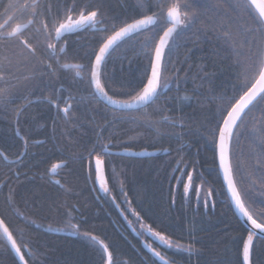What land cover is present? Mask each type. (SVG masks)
I'll use <instances>...</instances> for the list:
<instances>
[{"label":"trees","instance_id":"trees-1","mask_svg":"<svg viewBox=\"0 0 264 264\" xmlns=\"http://www.w3.org/2000/svg\"><path fill=\"white\" fill-rule=\"evenodd\" d=\"M77 1L80 0H76V2ZM98 1L102 2L105 0ZM47 2H49V0H41L33 7L34 13L38 14L37 16L41 17ZM150 2H152V0H150ZM187 2L191 4L189 11L204 12V6L207 4L209 9L215 8V12L219 13V15H215L213 12L209 11L208 14L203 17L202 21L197 23L196 27L182 29L175 40H173L172 47L175 49V52L172 54L171 60L188 57V69L192 65H196V83L205 82L208 84V80H202L201 78L204 77L205 73L209 75L211 83H209L208 92L204 97L207 100L206 102L212 99L211 93H214L217 98L223 96L225 92L231 95L233 94V77L243 70L242 67L236 68L234 66L235 61L243 58L235 54H233L232 59H222L225 55L224 53H220L219 56L213 55V52L219 47L215 37L220 36L221 40L224 38L223 34L220 33L218 29L221 24L227 23L224 19V7H226L227 4L225 0H187ZM227 2H231V0H227ZM72 3L73 1L68 6H71ZM117 3L118 7L122 5L120 1ZM221 5H224V7H221ZM14 7V9L18 10L20 5L16 3ZM92 7L94 8L95 6ZM1 8L10 9L12 7L8 4H4ZM103 8L105 12L109 11V8ZM103 10L101 9L102 12ZM229 15L235 18V13L229 11ZM3 17H5V15L0 16V18ZM40 17H38V19ZM54 18H56V16ZM244 19L246 20L247 18L244 17ZM37 20H34V25L25 32V36L29 37L33 44H39L38 55H40L43 54L45 45L43 43V36L40 32L36 31L35 25H39V21L37 22ZM49 24H51V20ZM162 27V24L155 27L154 31L147 33V35L153 36L154 40L158 41L159 35H162ZM198 29L200 30L199 32L197 31ZM86 33H88L87 30L78 32L76 35L68 34L60 41L61 45L64 44L65 39L67 41L66 55L62 56L60 60L61 64L62 62L73 63L90 67L89 56L93 49L98 48V41L105 33H96L98 40L88 44L87 51L89 55L86 59H83L82 57L72 55L70 47L76 46L75 44L78 38H80V35ZM241 39L242 38L237 39L234 45L235 51L247 54L248 48L247 46L241 45ZM144 40L145 36L136 35L134 38L129 39L128 42L122 43L112 51L111 55L107 58L101 78L102 83L106 86V90L110 95H113L114 98L121 99V97L115 96L112 92L108 78L112 79L119 74L132 77L131 74H129L130 71L133 70L134 66H138V73H141L143 77L141 80L134 78V80L138 82V85L132 89L139 90V87L142 86L141 82L143 81L145 83L146 76L144 74L148 73L150 69V57L154 52V43L152 44V48L148 49L143 46ZM121 48H124V50L120 51ZM126 51H135L138 54V59L125 58L124 54ZM23 59L24 58L19 55L18 49L12 47L5 48L3 42L0 41V69H7L12 74L6 77L8 86L9 84L14 85L13 78L18 75L15 87L9 88V93L11 96L15 97L14 102L7 106L6 111L0 109V149L10 156H13V152L25 144L24 140L21 139V137H24L29 147L36 149L39 153L36 154L32 150L27 156L29 152H26L27 154L22 160L14 163H5L2 157H0V185H2L0 186V211L5 207L4 201L16 190V194H14L17 201H22V203H20V210L24 218L16 219L15 223L24 228L26 227L24 219H35L36 223L28 225V230L31 232L34 240L37 239L38 236L42 237L40 238L41 247L38 249L39 256L35 264H41L44 261H53L56 264H61L62 262L63 264L74 262L79 264L94 263L90 260V256H85V254L87 253L86 248L88 245L95 250L96 247L88 239L66 227L63 222L64 218L61 214L64 213L63 211H71L72 206L78 209V211L72 212L73 222L78 223L77 217H83L85 215L88 222L86 225L78 223L80 225V230L96 234L111 245L110 250L114 252L115 264H139L140 262L137 260L135 261L133 257L130 256L137 252L143 254L144 262L142 261V264H154V262L155 264H160V261L153 257L148 251L146 246L148 244H152L153 247L159 250L165 259L169 261V264H218L216 259L218 257V251L221 250L225 244L228 247V251L224 253L223 262H226V264L235 263L237 260V250L240 248L237 240L241 235L240 229H243L245 226L243 222L235 216L236 213L234 209L229 205V201L226 199V192L222 185L223 183L217 167V160H214V154L209 153V150L214 152L213 145L210 142L211 137L208 135L207 131L211 129L212 125L209 124L210 127L207 130L201 129L200 132L197 133L198 137L196 139L188 141L184 132L177 131L174 133V131L168 130L172 126L163 119L164 116H168L170 120H175L176 123L179 122L181 125L188 126V128L190 127L196 130L200 127V119L196 113L197 109L195 106H190V103L194 101L192 99L186 101L187 99H184L186 96L181 95L183 91L188 94V97H193L187 79L183 77L177 79L171 78L167 71H165V79L171 80L172 83L170 89H161L160 99H166V95L170 93V95L180 94L179 97L185 101H179V103L173 104L169 103L167 107L163 104H156L157 112L153 115L145 114L142 110L138 112L141 116V120L129 118L130 123L120 125L132 127L139 123L140 126L136 127V130H138V133L141 132L142 135L138 137H144L146 143L144 146H137L136 149H147L148 147L157 145L159 155L146 159L144 158L137 163L132 178H128L120 172L118 174H113L106 166L108 178L112 179L111 176L113 174L117 181L112 179V182L115 183V187L112 188L113 190L107 195L100 192L99 188L92 183L93 189H95L94 191L100 196L98 203H95L88 195H85L84 201H80V197L77 193L84 188V184L87 182L85 179V170L87 166L82 165V156H87L88 150L84 149L87 155L83 154L76 146L74 149L70 150L68 147L69 144L66 147V152L61 150L75 134L72 131L73 126L84 118L88 119L90 123V117H92V114L96 113V111H100L104 116L110 119L118 118V116L124 117L127 113L111 109L101 102L98 104L95 102L89 103L91 100L89 95L91 89L88 83L90 80V71L79 72V69L75 67L59 69L52 77L51 81L60 76L61 82L59 88L64 96L67 97L71 94L76 96L78 100L83 97L84 99L80 102L83 106L78 112H75V110L72 112L73 120L67 121L64 119L55 137H42L39 139L37 128L39 127V130H41L45 125L40 119L41 117L39 116L38 110L40 109V103L39 100H37L40 96V92L37 89L39 81L23 79L25 75H31L33 64L35 63V61H28L21 67L20 65ZM167 60L168 58L166 57V62ZM210 61H212V66H214V68L207 67L208 65L206 64ZM245 62L250 63L249 60H245ZM52 63L54 67H57L55 61ZM201 69H203V71H201ZM78 72L79 75L77 74ZM46 78L48 79V77H44V79ZM215 80H218L220 83H213ZM177 81H179L178 84ZM1 83H5V81H0V84ZM175 86L178 89H175ZM225 88H229V90L227 91ZM34 90L36 91V95L30 97L33 103L28 106L26 111L19 117V123L26 120L36 125L27 132L23 130V126L14 122L16 121L15 110L28 104L27 99H21L20 97L26 96ZM44 96H48L47 93ZM217 102L218 100L213 99L211 103L208 102L206 109L203 108L201 110L203 112H215ZM80 103L78 105H80ZM182 104H188V112L183 111ZM176 105L180 106L178 111L175 109ZM83 107H89V109L86 110ZM170 110L175 116L172 117V114L169 112ZM34 111L36 113H34ZM190 118L191 121L185 123V121H189ZM260 120L261 112L259 108L254 109L245 117L247 131L244 133L239 144L233 148V163L239 166V176L237 178L238 180L241 177L243 178V184H241L240 187L252 189L250 200L257 209L264 207V185L261 184L254 173L256 154L252 149L255 145L254 135L257 134L258 129L261 127ZM49 125L53 126L54 124ZM16 128H19L21 137L15 135ZM175 128H177V126H175ZM253 129L257 131H253ZM104 132L108 133L110 131L106 130ZM165 132H168L170 135H166ZM175 134H180L182 139L177 140ZM109 138L110 136L108 135L106 143L109 142ZM169 138L175 139L177 142L171 144L168 140ZM37 140H42L44 143L42 145L36 144L35 141ZM181 145H183L182 150ZM72 150H75L79 155L73 156ZM204 150H207V153H204ZM73 157L77 159L75 165H71ZM65 158L68 159V164L66 167L57 170V174L51 175L50 173H46L45 175L42 173V168L46 160L53 164L55 162L64 161ZM113 160L117 162L114 157ZM177 161L181 162L179 164L180 168H184L185 165H187V171L193 172V179L196 185L203 186L205 192L209 190V187L214 190V209L209 207V209L205 211L202 203L197 205L194 191L192 193L191 207H189L186 200L182 199L183 186L180 185L177 187V181L173 178L174 176L181 175L180 172L173 171L177 167ZM193 164H195V169H193ZM143 170H150L154 173L153 175L151 174L150 178L145 182V185H143V188L138 193L139 199L133 200L131 194V198L128 200L131 201L132 206L141 214L145 226H151L158 231L162 230L164 234L169 236L172 242L171 248L161 245L155 238L150 236L147 231H144L142 236L138 235L140 224L135 223L134 226L136 231H133V228L128 225V222L123 218L120 211H118L119 208L122 209L129 219L135 221V217H133L130 212L126 211L127 204L121 203L123 200L117 197V193L121 188L124 190L129 189V184L133 182L138 186ZM253 179L256 180L255 184L252 183ZM55 180H60L61 183L65 185V188H70V191L58 189V186L53 183ZM184 180L185 182L187 181L186 175L184 176ZM66 185H68V187H66ZM174 194L175 203L173 204ZM113 197H115L116 200L115 204L113 203ZM67 198L69 200H74L75 203H68L66 201ZM23 201L27 203L25 204ZM53 201H55V203H53ZM42 202L53 210L51 212L42 211L39 212L37 216H30L29 213L35 212ZM63 204H67L68 208L59 207L57 211V207ZM117 204L120 205L119 208L116 206ZM25 207L28 209L27 212L24 211ZM105 216L114 219L113 230L108 220L104 219ZM155 219H157V221H153ZM199 220L206 222V226H209L212 221H226L223 225L225 232L217 233L215 229L208 230V227H200L197 229L195 223ZM49 225H51L52 231L48 230ZM60 228L64 230H58ZM110 234H112L113 237H110ZM189 244L193 246V251L191 253L186 250H181L180 246L187 249ZM127 246H130V249H128ZM99 253L98 251V254ZM178 258L181 260L178 261ZM252 260L253 264H264V241H256ZM0 264H11L8 254L0 256Z\"/></svg>","mask_w":264,"mask_h":264},{"label":"snow or ice","instance_id":"snow-or-ice-1","mask_svg":"<svg viewBox=\"0 0 264 264\" xmlns=\"http://www.w3.org/2000/svg\"><path fill=\"white\" fill-rule=\"evenodd\" d=\"M225 3L227 6L221 5V7H224V19L227 23L221 24L218 29L224 38L221 40L220 36L215 37L219 47L213 52V55L219 56L220 53H224L225 55L222 59H232L233 54H235L243 59H237L234 66L236 68L242 67L243 70L233 77V94L230 95L225 92L223 96L217 98L214 93H211L212 99L208 102L211 103L213 99L218 100L215 112L202 111L201 115L204 122L200 124L196 131L199 133L201 129H204L205 124L212 125L210 130H206L211 137L210 142L213 145L214 160L218 161L219 174L222 175L223 187L227 194L226 199L229 201V205L235 209V212L245 219V227L240 229L241 235L237 240L240 245L237 250V264H253L252 256L256 241H264V207L257 209L253 205L250 200L251 188L240 187L243 184V178L241 177L239 180L237 178L239 176V166L233 163V148L239 144L247 131L245 117L254 109L259 108L261 112V127L258 131L253 129V131H257V135L252 150L256 154L254 173L261 184L264 185V0H231V2L225 0ZM78 7L79 10L77 11ZM190 8L191 4L187 0H152V2L150 0H136V4L133 6L135 13L133 16L109 25L100 6L93 8L91 4L78 5L76 0H73L71 6L65 5L63 13L58 10L56 18L51 20V24H49L48 17L41 20V28L37 29V31L44 38L45 47L43 54L38 55L39 44H33L31 39L24 35L20 24L12 27L11 31H8L6 35L0 34V41L3 42L5 48L12 47L19 50V55L24 58L21 61V67L24 66L25 62L35 61L31 75H25L23 79L38 80L37 89L41 93L40 98L56 109L57 116L63 113V118L67 121L73 120L72 112L76 110L77 105L84 98L81 97L78 100L76 96L71 94L65 97L59 88L52 89L50 95L44 96L43 92L45 89L40 88L41 84H45L44 77H48V83H50L52 77L59 69L75 67L79 69V72L90 71L88 83L91 89L89 93L91 100L89 103L95 102L98 104L103 101L106 106H113L114 110L143 109L157 104L161 97V89H170L172 81L165 79L164 72L167 71L168 64L172 62L171 57L175 49L172 47L171 41L179 34V30L196 27L197 23L201 22L209 11L219 15V13L215 12V8L209 9L207 4L204 6V12L189 11ZM229 11L235 13V18L229 15ZM49 12H51L50 8ZM244 17L247 19L245 20ZM11 19L12 17H9L3 24H0V29H4ZM28 23H33V20L30 19ZM161 24L163 25L161 29L162 35H159L158 41H155L154 37L147 35V33L153 32L155 27ZM88 29L105 33L98 41V48L93 49L89 56L90 67L82 64H61L62 56L66 55L67 41L65 39L63 46H61L60 41L68 34ZM197 31L199 32L200 30L198 29ZM136 35L145 36L143 42L145 48L151 49L154 43V53L150 57V72L144 74L146 83L142 81V86L139 87V90L132 89L127 94V99H114L113 95H110L106 90V86L101 83L103 68L111 52ZM238 38H242L240 40L242 46H247V54L235 51L234 45ZM166 57L168 58L167 62ZM245 60H249L250 63H246ZM53 61L56 62L57 67H54ZM79 72L77 73L78 75ZM11 75L7 69H0V81L8 83L6 77ZM201 79L208 80L211 83L207 73ZM178 83L179 81H177ZM10 87H15V85L9 84L6 88H0V109L4 111L15 99L9 93ZM34 95H36L35 90L26 96L20 97L21 99H27L28 104L15 110L17 116L15 123H19L20 115L33 103L30 97ZM184 99L191 100L192 98L185 97ZM61 104H63V107ZM200 108H204V102H200ZM101 119L104 120V124L95 133L96 139L91 142V147L88 149L89 178L92 179L94 186L98 185L99 190L107 195L110 194L111 189L106 179L105 157L106 155H111V138H109V142H103L105 139L103 132L108 130V127L116 121L115 118L109 121L106 116H102ZM163 119L175 128V120H170L168 116H164ZM190 121L191 118L185 123ZM19 134L20 130L18 128L17 135ZM175 138L180 140L182 136L175 134ZM21 139L24 140L25 146H27V140L24 137H21ZM35 143L42 145L44 141L37 140ZM182 148L183 145H181V150ZM128 154L143 156L147 153L129 152ZM72 155L78 156L79 154L73 151ZM0 157L5 161L8 160V156L2 151H0ZM18 161L19 156L17 157ZM93 161L95 166L94 174L91 166ZM180 163V161H177V167L173 171L180 172L181 175L173 178L177 181V187L183 186V196L189 207L192 206V193L194 191L197 205L202 203L205 211L209 207L214 209V190L209 187V190L205 192L203 186L196 185L193 179V172L187 171V165L184 168H180ZM67 164L68 159L65 158L63 164H53L49 171L55 175L57 174V169L66 167ZM193 169H195V164H193ZM185 175L187 176L186 182L184 180ZM53 183L58 186V189L70 191V188H65V185L60 180H55ZM252 183L255 184L256 180L253 179ZM123 197L127 204L126 211L135 217V221L129 219L124 212H121V215L128 222V225L133 228V231H136L134 224L139 223L140 231L137 233L138 235L142 236L143 232L147 231L161 245L171 248L172 242L169 236L164 234L162 230L158 231L151 226H145L141 214L132 206L131 201L127 200L126 192L123 193ZM20 203L22 201H17L13 193L4 201L5 207L0 211V256L8 254L11 264H35L41 244L38 240L33 239L27 226L35 224L36 220L24 219L26 225L24 228L15 223L16 219L24 218L20 210ZM23 203L26 204L27 202L23 201ZM113 203H116L115 197H113ZM174 203L175 194L173 195ZM116 206L120 207L119 204ZM59 207L68 208L67 204L59 205L56 209L57 211ZM52 210L51 207L42 202L37 207V210L30 212L29 215L37 216L39 212H51ZM24 211L27 212L28 209L25 207ZM74 211H78V209L72 206L71 211L61 214L66 227L82 235L96 247V250L101 253V264H115L114 252L110 250L111 245L96 234H92L89 231H81L80 225L73 222L72 212ZM48 230L52 231L51 225H49ZM58 230L63 231L64 229L60 228ZM146 246L151 255L160 261V264H169V261L152 244ZM180 247L181 250H186L190 253L193 251L191 244H189L187 249H184L183 246Z\"/></svg>","mask_w":264,"mask_h":264},{"label":"bare ground","instance_id":"bare-ground-1","mask_svg":"<svg viewBox=\"0 0 264 264\" xmlns=\"http://www.w3.org/2000/svg\"><path fill=\"white\" fill-rule=\"evenodd\" d=\"M73 0H49V2H47L44 12L41 14L40 16H37L38 14H35L32 16L33 19H35V21L38 19V17H40L37 22L39 25H35L36 27V31L37 29L41 28V20L45 19V17H48V20L50 22V20L55 19L54 17L56 16L55 14H57L58 10L63 13V10L65 8V5H70V3ZM81 1V2H80ZM77 1L78 5H85V4H91L92 6H100L101 9L103 10V7H107L109 8V11H104L103 13L105 14V18L107 19L108 24L110 25L111 23H118L121 20H124L130 16L134 15V11H133V6L136 4V0H105V1H98V0H80ZM120 1V4H122L120 7L117 6V2ZM131 2V3H130ZM28 6L30 7H34V2L30 1L27 3ZM49 8L51 9V12H49ZM79 10V7L77 8V11ZM10 17V14H5V17H3V19H1L0 24H3L6 20H8V18ZM118 18V19H117ZM17 23L13 24L12 20L8 21L7 26L4 29H0V34L6 35V33L8 31H11L12 27H14ZM183 29V28H182ZM182 29L179 30V33L182 31ZM88 33L86 34H81L80 38H78L77 42H76V46L70 47L71 48V54L74 56H79L82 57L83 59H86L87 56L89 55L88 51H87V47L88 44H90L91 42H95L96 40H98L97 34L98 32H94L92 29H88L87 30ZM85 35V36H84ZM82 37V38H81ZM176 36L173 38V40H175ZM171 41V45L173 44L174 41ZM187 47H188V40H187ZM124 48H121L120 51H123ZM67 51V49H66ZM154 53V52H153ZM125 58H134V59H138V54L135 51H126L124 54ZM70 60V59H69ZM172 62L168 65V69H167V73L168 75H170L171 78H179V77H183L185 79L188 80L189 82V88L193 94L192 100L194 102L190 103V106H195L197 109V116L200 119V124L203 123V116L201 115L202 110L199 106L200 102H204V108H207V104L208 102H206L207 100L204 98L205 95L208 92V86L209 83L206 84L205 82L196 83V65H192L189 69H188V57H183L181 59H175V60H171ZM63 64V62H62ZM69 64H73V63H69ZM206 65H208L207 67L209 68H214V66H212V61L208 62ZM0 68H1V64H0ZM151 68V65H150ZM179 70V71H177ZM139 72V67L138 66H134L133 70L130 71L129 74H131L132 77H129L125 74H119L114 78H108L109 81V86L112 89V92L114 93L115 96L117 97H121V99H127L126 97L127 94L129 92H131V89L133 87H136L138 85V82L134 80L135 79H140L143 77V75ZM150 72V69H149ZM18 75H16L13 78V84L16 85L17 84V80ZM133 78V79H132ZM45 80V84H41L40 88H44L45 91L43 92V95H45L47 93V95L51 94L52 89L54 88H59L60 87V82H61V78L60 76L53 79L50 83H48V79H44ZM220 83L218 80L213 81V83ZM101 83H102V78H101ZM146 83V81H145ZM103 84V83H102ZM188 85V84H187ZM1 88H6L8 87V83H1L0 84ZM175 89H178L176 86L174 87ZM60 89V88H59ZM227 91L229 90V88H225ZM180 95V94H179ZM178 94H172L170 95L167 94L166 95V99H159L157 101V104H163L166 107L170 104L173 103H179V101H185L184 99H181L179 97ZM182 96H186L188 97V94L185 92H181ZM41 96V93H40ZM37 99L39 100L40 103V109L39 110V116L41 117L40 119L45 123V127L43 126L41 130H39V127L37 128V135L38 138H51V137H55L56 134L59 132V127L61 126V123L64 121L63 118V113H60L62 115L59 114V116H57L56 113V109L52 108L46 101L42 100L41 98ZM114 98V97H113ZM117 99V98H114ZM36 100V99H35ZM188 101V100H186ZM167 102V103H166ZM102 104L105 105V103L103 101H101ZM61 106L63 107V104H61ZM83 105H78L76 107L75 112H78L81 107ZM106 106V105H105ZM183 106V111H187L188 112V104H182ZM179 105L175 106V109L178 111L179 110ZM86 110L89 109V107H83ZM195 109V108H194ZM145 114H154L157 112V108L156 105H152L150 107L147 108H143V109H128V110H118L120 112H124L127 113L126 116H118V118H115V123L113 125H110L108 127V130L110 132L106 133L103 132V136H104V141L106 143L107 141V137L108 135L111 138V147H110V152L111 155H106L105 159L106 160V166L109 168V170L113 173V174H118L119 172L122 173V175L126 176V177H130L132 178V176L134 175V172L136 170L135 167H137V163H139L140 161H142V159H146L149 157H155L157 155H159V149L158 146H154V147H148L147 149H141V150H137V146L140 145H145L146 140L141 137H138L139 135H142L141 132L138 133V130H136L138 126H140V124L138 123L137 125H134L132 127H126L124 125L120 126L121 124H127L130 123L129 122V118H132L134 120L140 119L141 120V116L138 113L139 111H142ZM87 112V111H85ZM172 114V117L175 116L172 111H169ZM34 113H36L34 111ZM104 116L100 111H96V113L92 114L90 123L89 120L84 118L82 119L78 124L73 126V133H75L69 140V142H67V144L65 145V147H63V150L66 152V147L68 145V147L71 149H74V147L76 146L77 149H79L83 154H86V150H88L91 147V142L95 141L96 136L95 133L97 131H99L100 126L104 124V120L101 119V117ZM107 119L109 121H112L113 119H110L107 117ZM122 119V120H120ZM178 119V118H177ZM202 119V120H201ZM15 120H17V116L15 117ZM21 126H23V130L27 131L31 130L34 126L32 122L23 120L19 123ZM49 124L53 125L50 126ZM120 126V128H119ZM177 128H169L168 130L170 131H174L177 132H184L186 139L191 140V139H196L198 137L197 131L195 129L192 128H188V126L185 125H181L179 122L176 123ZM64 127V126H63ZM210 127L209 124H205L204 129L202 130H206ZM47 128V131H46ZM17 129H15L16 131V136L17 137H21V134L17 135ZM113 129H115V131H113ZM188 129V130H187ZM39 130V131H38ZM43 134V135H42ZM166 135H170L168 132H165ZM257 135V134H256ZM256 135H254V141H255V137ZM169 142L171 144H175L177 141L175 139L169 138L168 139ZM34 148V147H33ZM62 149V148H61ZM34 151L36 154L39 153L37 152L36 149H32V147H29V145L27 144V146H25V144L19 148L18 150H16L15 152H13V156H10L8 153L2 151L0 149V151L4 152L7 156H8V160L5 161L3 158V161L5 163H14L17 161V157L19 156V161L22 160L24 158V156L27 154L26 152H29L27 154V156L31 153V151ZM75 152V150H72ZM129 152H135V153H140V152H145L147 154L140 156V155H129ZM204 153H207V150H204ZM210 154H214V152L209 150ZM153 154V155H152ZM113 157L116 158L117 162H115L113 160ZM83 160H82V165L87 166L86 167V174H85V179H86V183L84 184V188L77 192L78 196L80 197V201H84L85 197L88 195L89 198L91 200H93L95 203H98V199H100V196L98 195V193L96 191H94L95 189H93V185H92V179L89 178V158L88 155L87 156H82ZM65 160V159H64ZM76 157H73L71 161H73L71 163V165H75L76 164ZM64 161H60V162H55L53 164H63ZM51 164V162H49L48 160H46L45 164L43 165L42 168V173H44L46 175V173H50L51 175H53L49 170L51 169V166L53 165ZM92 169H93V174H94V161L92 162ZM61 169V168H59ZM57 169V170H59ZM153 171L150 170H143L142 174H141V178L139 180V185H135L136 183H131L129 184V189H119L118 193H117V197H119V199L123 200L121 203H125V199L123 197V193L126 192L127 193V200L131 198V194H132V199L133 200H138V193L141 191V189L143 188V185H145V182L150 178L151 174L153 175ZM111 176V178L114 181H117L116 178L113 176ZM94 178V175H93ZM106 179L108 180L109 183V187L111 190H113L112 188L115 187V183L112 182V179L108 178V175L106 173ZM155 179V178H154ZM130 180V179H129ZM154 182H156L155 180H153ZM157 183V182H156ZM223 183V182H222ZM150 185V184H149ZM66 187H68V185H66ZM98 187V185H97ZM16 192V190H15ZM14 192V193H15ZM101 192V191H100ZM226 192V190H225ZM16 194V193H15ZM86 195V196H85ZM227 195V194H226ZM72 196V195H69ZM65 198V196H64ZM182 199H184V196H182ZM185 200V199H184ZM68 203H75L74 200H69L67 198L66 200ZM129 201V200H128ZM125 206V205H124ZM233 208V207H232ZM120 213L123 212L122 209L119 208ZM65 213V211H63ZM235 216H237V218L241 221V219L238 217V215L236 214ZM124 218V217H123ZM78 219V223H81L83 225H86L88 222L87 217L84 215L83 217L79 216L77 217ZM105 220H108V222L111 225V228L113 230L114 227V219H112L109 216H105L104 218ZM153 221H157V219L153 220ZM104 222V221H102ZM225 222H218V221H212L209 226H206V222H203V220H199L195 223L196 228H206L208 227V230L210 229H215V231L217 233H223L225 232L223 229V225ZM42 231V230H41ZM38 236V235H37ZM110 237H113L112 234L109 235ZM40 238H42L41 236H38L37 239L40 242ZM90 244V242H89ZM128 249H130V246H127ZM87 253L85 254V256H90V260L93 261V264H101L100 262V256L98 251H96L94 248H92L91 246L88 245V247L86 248ZM228 251V247L227 245H223L222 249L218 251V257L217 259V263L218 264H226V262H223V258H224V253ZM143 254L141 252H137L136 254H132L130 256L133 257V259L138 262H140L139 264H142V261L144 262L143 259ZM88 258V257H87ZM131 258V257H130ZM178 261H180L181 259L178 258ZM41 264H56L53 261H44ZM63 264V262L61 263ZM70 264H79L77 262L74 263H70ZM137 264V263H135ZM233 264H237V260L235 261V263Z\"/></svg>","mask_w":264,"mask_h":264},{"label":"flooded vegetation","instance_id":"flooded-vegetation-1","mask_svg":"<svg viewBox=\"0 0 264 264\" xmlns=\"http://www.w3.org/2000/svg\"><path fill=\"white\" fill-rule=\"evenodd\" d=\"M34 2V4L37 5V3H39L41 0H0V16L1 15H5V14H10V17H12V21H13V24L14 23H17V24H20V25H24V24H28V26H30L31 24L28 23V21L31 19L33 20V24L34 25V20L32 18L33 15H35L34 11H33V6L30 7L28 6V2ZM16 3L18 5H20V8L18 10L14 9L16 6ZM6 5L8 4L9 6H11L12 8H1L2 5ZM34 5V7L36 6ZM1 19L3 18H0V21ZM27 26V28H28ZM15 27V26H14ZM29 29V28H28ZM24 30V35H25V32L28 30ZM81 32V31H79ZM78 33V32H77ZM76 35V33H74ZM64 44H62L61 46H63Z\"/></svg>","mask_w":264,"mask_h":264},{"label":"water","instance_id":"water-1","mask_svg":"<svg viewBox=\"0 0 264 264\" xmlns=\"http://www.w3.org/2000/svg\"><path fill=\"white\" fill-rule=\"evenodd\" d=\"M26 26H27V24L21 26V30L23 31V30L26 28ZM107 106L113 108V106H111V105H107ZM132 109H136V108H132ZM117 110H122V109H117ZM126 110H128V109H126ZM152 155H153V154H152ZM217 164H218V161H217ZM218 169H219V168H218ZM220 176H221V180H222V182H223L222 175H220ZM222 185H223V184H222ZM234 211H235V209H234ZM235 213H236V212H235ZM236 214L238 215V217L241 219V221L243 222V224H244V226H245V219H244L242 216H240L239 213H236Z\"/></svg>","mask_w":264,"mask_h":264}]
</instances>
